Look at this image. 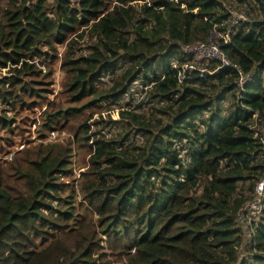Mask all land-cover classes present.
<instances>
[{
	"label": "trees",
	"instance_id": "16d2710c",
	"mask_svg": "<svg viewBox=\"0 0 264 264\" xmlns=\"http://www.w3.org/2000/svg\"><path fill=\"white\" fill-rule=\"evenodd\" d=\"M226 28L242 94L227 67L179 84L180 45ZM43 106L38 139L71 137L7 155ZM254 114L264 0H0V264H264Z\"/></svg>",
	"mask_w": 264,
	"mask_h": 264
},
{
	"label": "built area",
	"instance_id": "2783aa9c",
	"mask_svg": "<svg viewBox=\"0 0 264 264\" xmlns=\"http://www.w3.org/2000/svg\"><path fill=\"white\" fill-rule=\"evenodd\" d=\"M234 19L233 24L236 23ZM231 28H226L223 31L212 29L205 41L195 42L190 44L180 45L179 49L182 52L183 61L180 65L173 63L172 67L178 69L177 80L182 84L186 74L194 71L202 73L213 74L223 67L234 69L237 73L236 94L239 96L244 91V86L247 82L252 80L249 73H244L238 65L231 62L225 51L223 44L230 41ZM216 61L217 65L213 70L207 69V64ZM137 85V84H136ZM151 86H145L144 90L150 89ZM257 115H253L254 123L252 129L254 130V138L259 142L264 151V125L258 123ZM264 200V176L257 183L252 200L243 207L242 211L246 213L248 220H256L262 211V203ZM249 223V222H248ZM246 224V222H245Z\"/></svg>",
	"mask_w": 264,
	"mask_h": 264
},
{
	"label": "rangeland",
	"instance_id": "374dc122",
	"mask_svg": "<svg viewBox=\"0 0 264 264\" xmlns=\"http://www.w3.org/2000/svg\"><path fill=\"white\" fill-rule=\"evenodd\" d=\"M229 11H232L231 12V19H234V18H241L243 17V14H241L240 12H237L238 10H235V9H232V10H229ZM3 74H4V70H3ZM62 78V74L60 73L59 71V68L56 67V74H55V85L53 87V89L55 90L54 93L52 95H50V97L52 98H55L58 90H59V83H60V79ZM107 79V77H106ZM45 109V106H43L42 110H38L37 114H36V118H35V122H30L28 124H26V130L24 132L25 134V138L27 139V141H25L24 143H21L18 145L19 143V138L18 137H14V140H15V144H14V147H13V151L10 152L9 154L7 155H12L18 151V150H21L24 146H26V144H36V143H39V142H42V143H62V142H65L66 139L70 138L71 135L69 133H67L66 131H59V130H52V131H45L43 134L45 135V138H43L42 140L38 139L37 137V130H38V127H39V123L41 121V118H40V114L41 112ZM112 116V118L114 120H117L118 117H117V110L115 111H112L109 112ZM6 155V156H7ZM11 157H2L0 155V159H5V160H11ZM73 161L74 162H77L78 161V155H75L74 158H73ZM77 177H79V175L77 174ZM246 224H244V228H246ZM113 264H118L116 263V261H113Z\"/></svg>",
	"mask_w": 264,
	"mask_h": 264
},
{
	"label": "water",
	"instance_id": "95a60500",
	"mask_svg": "<svg viewBox=\"0 0 264 264\" xmlns=\"http://www.w3.org/2000/svg\"><path fill=\"white\" fill-rule=\"evenodd\" d=\"M244 222V224H245V221H243Z\"/></svg>",
	"mask_w": 264,
	"mask_h": 264
}]
</instances>
